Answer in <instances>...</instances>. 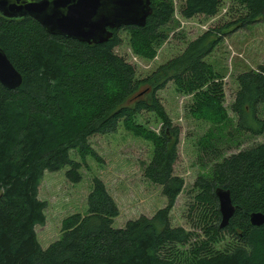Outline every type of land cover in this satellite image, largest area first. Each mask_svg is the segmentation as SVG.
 <instances>
[{
  "label": "trees",
  "instance_id": "obj_1",
  "mask_svg": "<svg viewBox=\"0 0 264 264\" xmlns=\"http://www.w3.org/2000/svg\"><path fill=\"white\" fill-rule=\"evenodd\" d=\"M230 1L241 9L233 21L203 32L141 78L113 53L121 43L118 33L128 34L132 53L150 60L172 22L171 0H150L142 27L111 30L110 38L100 44L49 35L27 16H0V50L21 79L13 90L0 85V264H264V225L255 227L248 221L251 213L264 214V139L214 162L207 175L195 178L193 201L216 220L209 224L203 217L206 240L169 221L183 187L182 179L173 174L179 128L170 122L156 93L172 83L178 92L192 95L190 115L195 120L213 125L227 120L221 84L214 81L217 76L206 58L227 32L264 20V0ZM219 6L220 0H183L179 15L213 17ZM235 81L230 111L236 128L262 136L264 63L237 74ZM141 112L159 120L157 133L134 122ZM119 125L151 144L143 176L160 187L164 206L151 217L139 216L122 228H112L117 207L102 182L92 178L86 213L62 219L59 237L42 249L34 227L44 223L45 202L37 198L43 173L67 167L65 178L77 183L80 164L69 158V151L77 152L81 163L86 156L97 159L88 137L113 134ZM216 188L228 192L233 207L222 229ZM221 233L231 235L237 245L213 252L211 246ZM190 243L189 257L180 260L178 255L183 256L175 247Z\"/></svg>",
  "mask_w": 264,
  "mask_h": 264
},
{
  "label": "rangeland",
  "instance_id": "obj_2",
  "mask_svg": "<svg viewBox=\"0 0 264 264\" xmlns=\"http://www.w3.org/2000/svg\"><path fill=\"white\" fill-rule=\"evenodd\" d=\"M171 1L172 22L165 28L166 39L155 49V55L150 60L132 53L128 34L124 31L118 33L121 43L113 49V53L134 67L136 78L148 75L158 65L178 55L187 42L209 29L233 21L241 12L240 7L230 0H220L218 11L213 17L195 16L184 19L179 15L183 0ZM206 62L217 76L214 81L221 84L222 107L227 116L224 123L213 125L191 117L192 95L178 92L172 83L156 93L170 122L179 128L173 174L182 179L183 187L169 212L170 225L196 234L199 240H206L201 229L204 225L203 217L209 224H215L216 220L210 212L205 211V207L193 201L196 191L192 184L195 178L207 175L214 162L250 148L264 139V134L253 137L239 132L235 116L230 111L233 95L237 90L235 76L264 63V20L227 32L206 58ZM259 117L264 121V106L259 109ZM134 122L154 133L160 128V122L153 113L141 112L134 117ZM87 142L97 159L86 156L81 163L77 152L68 153L71 160L80 164L77 170L80 180L77 183H70L65 178L67 167L56 172H44L42 175L37 198L45 202L44 223L34 227L37 242L42 248L59 237L62 219L72 214L86 213L85 198L90 191L92 178L102 182L117 207L118 215L112 220V228H122L125 222L139 216L151 217L165 204L160 187L143 176V169L152 153L149 142L133 136L122 125L113 134L93 135L88 137ZM191 205L193 208L188 211ZM191 243L175 247L176 252L183 256L178 255L180 260L189 257ZM236 245L237 241L231 235L221 233L211 250L227 252Z\"/></svg>",
  "mask_w": 264,
  "mask_h": 264
},
{
  "label": "water",
  "instance_id": "obj_3",
  "mask_svg": "<svg viewBox=\"0 0 264 264\" xmlns=\"http://www.w3.org/2000/svg\"><path fill=\"white\" fill-rule=\"evenodd\" d=\"M150 0H0V16L16 20L25 16L35 21L47 34L81 43L100 44L111 30L142 27L150 12ZM20 75L0 50V85L13 90ZM219 213V228H224L233 213L228 192L214 190ZM252 226L264 225V214L248 216Z\"/></svg>",
  "mask_w": 264,
  "mask_h": 264
},
{
  "label": "crops",
  "instance_id": "obj_4",
  "mask_svg": "<svg viewBox=\"0 0 264 264\" xmlns=\"http://www.w3.org/2000/svg\"><path fill=\"white\" fill-rule=\"evenodd\" d=\"M42 243H43V244H45V242H44V241H42ZM39 246H40V244H39ZM40 247H41V246H40ZM41 248H42V247H41ZM42 249H44V248H42Z\"/></svg>",
  "mask_w": 264,
  "mask_h": 264
},
{
  "label": "built area",
  "instance_id": "obj_5",
  "mask_svg": "<svg viewBox=\"0 0 264 264\" xmlns=\"http://www.w3.org/2000/svg\"><path fill=\"white\" fill-rule=\"evenodd\" d=\"M132 60H133L134 62H136L135 59H132Z\"/></svg>",
  "mask_w": 264,
  "mask_h": 264
}]
</instances>
